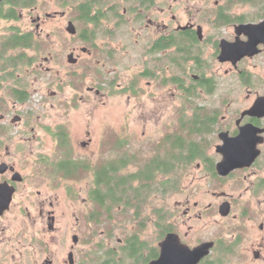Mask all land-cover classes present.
I'll list each match as a JSON object with an SVG mask.
<instances>
[{
	"label": "flooded vegetation",
	"instance_id": "obj_1",
	"mask_svg": "<svg viewBox=\"0 0 264 264\" xmlns=\"http://www.w3.org/2000/svg\"><path fill=\"white\" fill-rule=\"evenodd\" d=\"M72 1L75 17L60 16L80 46L61 61L78 78L65 87L84 98L90 76L95 110L122 115L96 131L82 116L75 137L70 115L44 127L32 110H9L6 97L26 107L20 71L31 75L39 51L59 58L21 30L27 19L39 28L37 0H0V46L30 36L0 54L11 59L0 71V260L264 264V115L246 114L264 99V0ZM230 45L238 52L221 60ZM227 77L247 92L233 114Z\"/></svg>",
	"mask_w": 264,
	"mask_h": 264
},
{
	"label": "rangeland",
	"instance_id": "obj_2",
	"mask_svg": "<svg viewBox=\"0 0 264 264\" xmlns=\"http://www.w3.org/2000/svg\"><path fill=\"white\" fill-rule=\"evenodd\" d=\"M73 5H75L73 1L70 2L67 6H61L60 3L57 2V0H37V14L40 16L41 19V24H39V28L35 29V24H31L30 19L21 21L22 31H39L41 33V38L48 39L49 41H51L53 52L55 55H57L59 60H57L56 62H44V60L41 58L48 57L49 53L45 48H42L39 51L40 57L36 59V61L34 62L35 65H33V68L30 70L31 75L29 76V72H27L26 70L20 71L21 76L25 78L23 80H25V82H27L28 84L27 89L29 99L25 104L26 107H23L21 104L18 105V108L13 109V100L8 99L7 97L6 104L8 109H11L13 113H17L21 109L32 110L34 114H38L39 116H41L40 126L44 127H47L52 124L53 120L62 122V120L68 118L67 116L70 115V117L73 118V121L75 123L74 136L78 137L81 128V124L78 120L79 118L81 120L83 119V116V121L84 123H86L88 120V114H93L91 118V126L94 127L95 131L98 130V127L101 128L107 125L108 122L111 123L109 126H118L120 117L122 115V107L120 105L115 106L113 104H110L109 110L108 108L103 111L95 110L94 106L96 102H94L93 100V95L86 94V87H93V78L90 76H87L86 80L83 83L84 98H82V96H80L79 94H75L74 92L65 87L66 83H72L76 81L78 77H71L68 75L72 69H70V67H67L66 64L61 61V59L63 58L62 55L64 54L63 51H66L69 47L73 45H80L77 44L76 39H71L68 37V35L65 34L64 28L66 26L67 21L61 18L60 13L62 11H67L71 18L75 17L74 12H71L70 10ZM69 7L70 9H68ZM29 12L26 13L31 14ZM55 13H58V17H53L49 20L46 19L47 14L54 15ZM23 15H26L25 11L23 12ZM77 27L80 26L77 25ZM52 32L55 33V36L48 37L47 34ZM104 39L105 38H99V43L104 42ZM111 45L115 49H119L120 57L123 58L125 52L120 48L123 46V43L117 44V42H110V46ZM125 60L126 59H124L123 61ZM37 66L39 67L37 68ZM214 69L216 70V68ZM215 70L214 72L217 71ZM254 72H256V70ZM87 73L88 75L94 76L93 69H90L89 71H87ZM217 73L219 74V77L216 78L223 77L224 69H218ZM227 78L230 80L228 86V98L230 101L229 112L230 114H233L235 110H237L241 106H243V108L247 106V92L242 89L240 90L238 88V83H236L233 78ZM54 91H57L58 93H61V91H63V93H61L58 98H55L51 96L52 92ZM65 98H67V100H65ZM76 114H78L79 116H77ZM0 264H13V261L8 256L7 259L0 260Z\"/></svg>",
	"mask_w": 264,
	"mask_h": 264
},
{
	"label": "trees",
	"instance_id": "obj_3",
	"mask_svg": "<svg viewBox=\"0 0 264 264\" xmlns=\"http://www.w3.org/2000/svg\"><path fill=\"white\" fill-rule=\"evenodd\" d=\"M89 9L90 8H86V10H87V14L85 15V18H86V20H90V21H93V19H90V12H89ZM30 40V36H28V35H26V36H23L22 38H11L10 40H8L5 44H1V46H0V54H4L5 53V50H8V49H10L11 47H15V46H17V45H19V46H22V47H24L25 46V41H29ZM10 64H11V59L10 58H6V59H4V62H3V65L0 63V71H2L3 69H5V67H9L10 66ZM19 95V97H20V101H22V102H25V101H27L26 99H27V95L25 96L23 93H20V94H18ZM107 184H108V186H109V190L111 189V184L112 183H110L109 182V180L107 179H105L104 180ZM103 181V182H104ZM142 182V181H141ZM138 191V190H137ZM139 191H141V189H139Z\"/></svg>",
	"mask_w": 264,
	"mask_h": 264
},
{
	"label": "water",
	"instance_id": "obj_4",
	"mask_svg": "<svg viewBox=\"0 0 264 264\" xmlns=\"http://www.w3.org/2000/svg\"><path fill=\"white\" fill-rule=\"evenodd\" d=\"M66 30L70 34L76 33L75 27L73 26L72 23L68 24ZM237 52H238V49L232 45H230V47H223L222 54H221V60H224L227 58H232L236 55ZM258 113H260L261 115H264V99L263 98H259L256 101L254 107L249 112H247L246 114H250L252 116L257 117ZM234 142H235V140H234ZM233 167H236V166H232V167H230V169H233Z\"/></svg>",
	"mask_w": 264,
	"mask_h": 264
}]
</instances>
